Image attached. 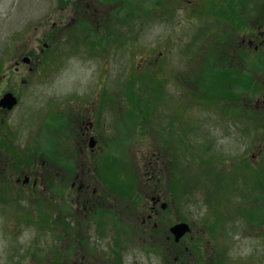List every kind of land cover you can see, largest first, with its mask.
<instances>
[{
	"label": "rangeland",
	"instance_id": "1",
	"mask_svg": "<svg viewBox=\"0 0 264 264\" xmlns=\"http://www.w3.org/2000/svg\"><path fill=\"white\" fill-rule=\"evenodd\" d=\"M261 4L0 0V94L8 89L17 98L11 111L0 113V264H132L136 257L163 264L169 255L171 264H264V117L248 118L264 111V70L259 53L243 54L247 47L239 42L250 38ZM223 27L231 30L229 63L215 47L223 39L211 36L226 37ZM23 57L31 63H21ZM158 88L164 99H156ZM83 111L95 114L109 138L101 157L89 159L90 172L83 163L72 173L49 167L40 173L43 208H35L36 194H24L29 189L17 188L9 202L1 192L10 193L18 175L43 170L46 153L67 161L66 145L63 156L56 151L64 141L60 124ZM3 135L10 139L4 144ZM152 151L158 168H169L159 181L152 177ZM100 163L105 167L97 175ZM147 174L152 181L144 185ZM76 175L77 185L84 181L89 188L79 198L74 193L71 204L66 192ZM58 192L67 199L52 194ZM154 193L167 204L150 222L154 234L169 235L177 222L188 223L191 232L170 241L168 255L144 259L137 223L149 214L143 203ZM99 194L103 203L85 218ZM86 226L104 228L106 236ZM92 244L97 250H89Z\"/></svg>",
	"mask_w": 264,
	"mask_h": 264
},
{
	"label": "flooded vegetation",
	"instance_id": "2",
	"mask_svg": "<svg viewBox=\"0 0 264 264\" xmlns=\"http://www.w3.org/2000/svg\"><path fill=\"white\" fill-rule=\"evenodd\" d=\"M256 36L253 38V40L248 41L249 46H253V48L256 50L260 49L262 52V61L264 60V0H262V7H261V15L259 17L257 31H255ZM244 40H242L243 42ZM263 64V63H262ZM262 101L264 103V81H262ZM5 110L0 109V113H4ZM70 114V113H69ZM92 114L88 113L87 111L79 112L77 115H73L72 117H69L68 122H65L64 120V127L62 128L63 132V145H66V149H64V152H67V161L64 157L58 158V156L55 155V160L53 161V164L50 166V168H54V174H57L60 169V164L63 165V160L66 161V168L71 171L75 170L74 167H77L80 165V163H83V166H88L87 172L89 171L90 167V160L93 158H99L101 157V153L103 148V142H104V135L102 129L96 126L95 119H92ZM94 142L96 145L93 149V153H90L91 148L89 147L90 141ZM64 148V146H63ZM77 152V155H76ZM59 153H57L58 155ZM61 156L64 155V153L60 154ZM85 161L87 164H85ZM64 166V165H63ZM72 169V170H71ZM28 178L26 175L21 179L20 177H17L14 181L17 184V188H25L30 185L32 189H36L37 187H40V183L38 182V178H34L30 183L29 178L28 181L24 182L23 180ZM71 182H69L68 186L69 189L72 190L71 194L79 193L80 197L81 193H86L88 190V185L84 183V181H80V183L77 185L76 180L78 181V176L76 175L73 177V179H70ZM95 193V190L93 191ZM100 200L98 203H91L92 206L95 204H101L103 201L101 197L99 196ZM150 205L148 206L149 214L146 218L142 219L140 221V229L142 231V234H139V238L141 239V243H137V247L139 248V254L143 255L144 259H147L150 257V254L154 256L156 253L158 257L164 255H168L169 252H167V248L170 246L171 235L168 234H161V235H155L152 233L154 231V226L150 222L152 221L153 214L157 215V208L160 205L161 199L159 196L152 195L150 198ZM102 201V202H101ZM147 206V204H146ZM155 243H158V245H154ZM178 243V242H177ZM176 242H173V244H177ZM153 244V245H152ZM106 250V248H105ZM166 250V251H164ZM87 256L89 255L88 251H84ZM101 253H106V251H100ZM163 252V253H162ZM145 253H148L149 256L147 257ZM74 255V253H73ZM82 258H85V256L82 254ZM101 257L103 260L106 259L107 256H100L98 255V259ZM74 258V256H73ZM173 260H177V256L174 257ZM166 261V262H165ZM107 263V262H106ZM163 264H171V257L170 255L164 260H162ZM87 264H105V262H100L97 260L95 263H92L88 260ZM115 264V261H114ZM124 264V263H123ZM132 264H142L137 257L135 258V261ZM148 264V263H146Z\"/></svg>",
	"mask_w": 264,
	"mask_h": 264
},
{
	"label": "water",
	"instance_id": "3",
	"mask_svg": "<svg viewBox=\"0 0 264 264\" xmlns=\"http://www.w3.org/2000/svg\"><path fill=\"white\" fill-rule=\"evenodd\" d=\"M24 62H28L27 58H24ZM4 107L10 109L14 104L15 100L12 98L10 94L5 95L3 100L1 101ZM188 230V227L184 224L176 225L171 229V232L175 235V238L178 239L181 235H183Z\"/></svg>",
	"mask_w": 264,
	"mask_h": 264
}]
</instances>
